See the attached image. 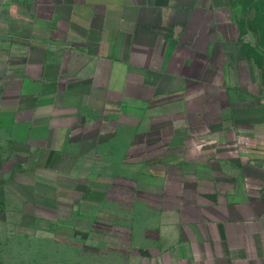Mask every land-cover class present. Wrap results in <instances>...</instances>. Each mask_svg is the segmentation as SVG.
Wrapping results in <instances>:
<instances>
[{"label": "crops", "instance_id": "1", "mask_svg": "<svg viewBox=\"0 0 264 264\" xmlns=\"http://www.w3.org/2000/svg\"><path fill=\"white\" fill-rule=\"evenodd\" d=\"M234 7L0 0V132L46 155L17 183L26 200L65 202L83 184L88 202L123 203L114 216L152 264H264V106L232 95L251 96L225 58Z\"/></svg>", "mask_w": 264, "mask_h": 264}, {"label": "rangeland", "instance_id": "2", "mask_svg": "<svg viewBox=\"0 0 264 264\" xmlns=\"http://www.w3.org/2000/svg\"><path fill=\"white\" fill-rule=\"evenodd\" d=\"M234 2L237 7L232 14L236 25L227 28L226 33L237 41L228 43L225 58L237 71L240 70L236 77L245 83L241 90L250 92L251 96L237 92L232 95L248 99L258 116L264 106V19L254 20L253 2ZM237 110L238 116L243 118V108ZM152 138L154 136L146 137L143 148H152ZM116 147L118 149V144ZM118 157V153L112 155V158ZM42 158L45 159L46 155L24 153L21 145H14L5 133L0 132V264H152V259L145 254L142 259L140 253L153 252L136 251L133 247L135 236L126 234L129 233L125 229L128 224L125 226L123 220L114 216L125 210L123 203L88 202L81 191L85 189L83 184L77 188L80 190L77 194L81 196L68 197H74L73 200L28 202L23 194L25 189H30L17 183L23 182L22 185L28 187L24 183L27 182L24 168ZM119 167L120 164L114 165L113 173H119ZM79 172L84 176L91 171L82 168ZM131 173L134 177L135 171ZM114 189L121 190L119 187ZM125 191L129 199L135 188L127 187ZM127 206L131 207L130 204ZM142 214L145 227L157 216L149 203L144 206ZM137 237L143 239L142 235Z\"/></svg>", "mask_w": 264, "mask_h": 264}, {"label": "trees", "instance_id": "3", "mask_svg": "<svg viewBox=\"0 0 264 264\" xmlns=\"http://www.w3.org/2000/svg\"><path fill=\"white\" fill-rule=\"evenodd\" d=\"M249 1L253 2V6L255 10L254 20L256 19L263 20L264 19V0H249ZM263 25L261 27H263ZM254 27H255L254 25H251L252 29Z\"/></svg>", "mask_w": 264, "mask_h": 264}]
</instances>
